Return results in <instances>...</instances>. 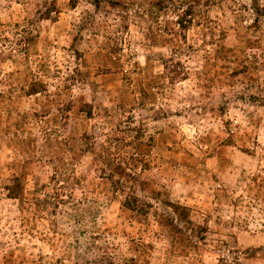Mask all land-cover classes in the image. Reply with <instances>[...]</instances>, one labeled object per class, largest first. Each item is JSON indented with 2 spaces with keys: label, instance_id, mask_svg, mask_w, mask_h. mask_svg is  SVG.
Here are the masks:
<instances>
[{
  "label": "rangeland",
  "instance_id": "374dc122",
  "mask_svg": "<svg viewBox=\"0 0 264 264\" xmlns=\"http://www.w3.org/2000/svg\"><path fill=\"white\" fill-rule=\"evenodd\" d=\"M0 264H264V0H0Z\"/></svg>",
  "mask_w": 264,
  "mask_h": 264
},
{
  "label": "trees",
  "instance_id": "16d2710c",
  "mask_svg": "<svg viewBox=\"0 0 264 264\" xmlns=\"http://www.w3.org/2000/svg\"><path fill=\"white\" fill-rule=\"evenodd\" d=\"M15 188H16V190H15ZM20 189L22 190V187L18 184H16L15 187H12L11 188V192H12L11 196L14 198H18V196H19L18 192H20Z\"/></svg>",
  "mask_w": 264,
  "mask_h": 264
}]
</instances>
